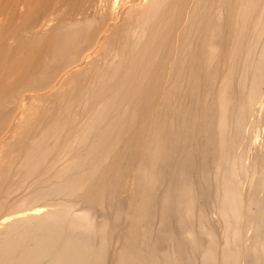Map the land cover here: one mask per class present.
<instances>
[{"label": "bare ground", "instance_id": "obj_1", "mask_svg": "<svg viewBox=\"0 0 264 264\" xmlns=\"http://www.w3.org/2000/svg\"><path fill=\"white\" fill-rule=\"evenodd\" d=\"M228 14L231 16L229 15L228 19L225 20V28H222V21ZM252 19L253 23L250 24L249 21ZM247 27H250L249 37L246 36L247 33H244ZM224 36L227 37L228 43L224 48H221L223 46L220 47L217 41ZM120 39H123V43L118 42L120 46L116 43L117 45L111 50L110 47ZM193 44L195 47L197 45V47L204 49L203 57L199 61H195ZM199 53L201 54V52ZM241 55H244V58ZM240 57L243 60H240L239 68L238 60ZM183 70L186 72H184V76L187 77V81L192 80L193 75L196 77V73L201 72L204 74L201 86L215 88L212 92L210 91L208 103L205 101L206 105L204 106L207 107L208 104L209 110L207 109L208 111L196 122L198 124V136L203 139L201 142L204 141L205 146L204 149L201 146V154H196L197 160L201 164L198 173L200 181H194L197 183L206 181V169L208 168L204 164L211 160L215 168L213 171L216 170L215 172H217H214L217 178L213 175L216 180L212 182L215 183L216 181L214 186L215 203L218 202L216 211L222 226L221 236L223 240L221 242L223 241V245L216 248L217 246L215 247L213 241L203 248V245L199 244L200 248L202 247L200 264H239L241 258L238 251L240 250L236 249H239L238 236L241 235L238 233H242L239 230L243 227L241 220L243 212H245L242 210L245 205L244 187L247 186L249 192L260 181L264 188V153L259 158L257 146L258 155L256 157L258 159L253 157V160L252 157H247L252 151L251 147V151H249L241 145L242 139L245 138L242 133V129L245 128L243 124L247 121L248 125V120L254 112L255 114L258 112L259 116L262 117L260 120L256 117V120L258 127L264 130V89H261L264 88L262 87L264 85V77H262L264 76V0H0V177L6 173L8 175L10 172L7 168L11 165V155L13 154L15 156L23 154V159L19 155L22 160H19L21 161V169H18H20V173L21 171L23 173L20 176L28 179L40 172L41 164L46 162L44 160L58 146L76 147L81 150L85 148V150L83 149L85 155L82 152L83 155L76 156L77 159L79 158L78 161L74 156L76 160L72 158V160L74 159L73 162L70 159V163L63 164L60 169H57L60 170L59 174H57V170L54 172L58 176L57 178L53 176V181L56 179L57 181L51 187L54 190L57 188L59 195L70 194L78 197L82 193L84 197L82 195L81 200L86 202L88 199L93 201L91 202L93 204L94 201L98 202L107 194L105 192L107 184L108 188L113 187L110 183L112 180L100 185V181L106 176L108 177L109 165L107 164L108 167H106V163L110 160L108 154L114 151L118 139L121 141L123 130L135 123L133 121L136 118V113L138 114L136 108L140 107L138 104L143 105L140 103H147L154 99L157 104H154L156 107L152 105L153 109L148 111L151 119L148 125V133L141 137V145L144 151L136 162V183H134L137 184V190L133 188L134 191L136 190V194L133 193L135 197L132 195L133 199L129 203L126 202L130 209L126 208L127 211L123 212L125 215L123 219L125 221L127 219L128 224H126L128 226H126L127 228L124 227L126 232L121 242L119 241L114 264H184V261L186 264L187 260L181 258H176L178 259L177 262L175 255L178 257V253L183 254L181 251L187 250L182 249V241H184L183 246L186 243L191 244L194 242L192 241L194 234L188 231L187 233L183 232L184 234L182 233L181 236H184L185 239L182 240L181 238V244L177 246L178 248L175 247L176 250L169 243L170 240L168 243L175 250V253L173 251L168 253L166 250V252H162V256H157L160 259H154L155 256L147 253L150 249L149 243L148 245L146 242L144 243L145 238H140L142 233L140 232L139 235L141 230H138V227L142 225V220L147 218L151 201L154 202V187H157L155 185L164 183L165 180H162L161 183V179H167L166 175H163V171L166 172L168 166L166 162L171 160H177L181 166H179L180 169H176L177 172H174L176 174H170L172 179L168 178L171 179L170 183H172H169L168 188L170 190L167 188L168 190L160 196L159 226L166 222L171 213L177 215L178 224H176L179 230L190 227L192 219H194L193 207L195 206H193L192 199L196 193L197 183L192 179H190L191 183H185L187 172L191 168V163L187 164V160L191 156L187 153L191 152L189 150L191 147H189L188 152L182 149L184 152L181 154L180 145L183 141L181 139L180 145L178 142L180 135L184 134V130L189 128L191 122L188 124L187 117L189 116L186 117V113L181 112L180 106L178 107L180 111L178 109L163 111L160 109L162 105L159 104L163 100L167 101L168 99L169 101L173 97V85L170 82L177 81L176 78ZM236 71L241 74L238 80H235L237 82L235 85L233 84V76L236 75ZM193 81L196 80H192L190 84H193ZM168 82L172 87H169ZM177 82L179 83V81ZM194 84L192 87L195 89L201 83L199 85L196 83L197 86L195 84V87ZM184 87L185 89L188 88ZM174 90L177 89L174 88ZM259 90L261 91L260 96ZM185 91L189 92V90ZM190 92L192 94L193 91ZM194 93L196 92L194 91L193 95H195ZM205 93L208 94L209 92L206 90ZM186 94L188 93L186 92ZM186 94L184 92V95ZM207 94L204 98L207 97ZM189 95L188 98L186 97L187 99H189ZM119 104H127L126 107H131L130 109L128 107L129 111L137 105L134 112L131 110L133 117L128 112L132 120L131 117H129L130 121L127 120L126 111L128 109H120L122 106L119 107ZM79 105L83 109L84 107L89 108L84 119L82 116L85 114L82 115V112L78 111ZM251 112L253 113L251 114ZM109 113H115V115L111 117ZM79 115L81 116L80 120L81 118L83 120L80 124L83 126L79 128L81 126L79 124L80 126H77L78 131L77 127L73 126L77 120L75 122L73 120L77 119ZM246 115L247 118L249 116L248 120L245 119ZM108 116L114 117L112 122L109 121L111 119L107 118ZM106 118L110 122V126L106 120L104 122L106 123V130H104L105 126L102 125L103 132H101L102 129L101 131L98 129V133L96 130L94 131V128L99 127L100 123L103 124L102 121ZM190 119L193 118L190 117ZM174 120H177V125L176 122L174 125ZM251 120L253 122V118ZM32 125L41 127L40 131H33V133L35 132L34 135L36 134L35 137L30 132L31 129H34ZM251 126H254L253 123ZM25 130L27 131L26 136L23 135ZM244 130L246 131V128ZM29 132L33 139L29 136ZM185 135L187 134L185 133ZM189 135L188 137L193 136V134ZM242 135L243 137H241ZM22 137L27 138L23 140ZM124 141L126 140L124 139L122 143ZM136 141L134 142L136 143ZM24 142H27V146L25 145L26 148L23 147L22 149ZM130 142L128 141V143ZM178 146L179 151H177L181 154L180 156L176 154ZM241 146L246 152L240 150ZM73 150L75 151V149ZM81 150L79 151L81 152ZM119 157L121 156L119 155ZM195 159L192 160L193 168L195 167L194 164L196 165ZM9 163L10 165H8ZM74 163L76 164L72 165ZM171 167L173 166L171 165ZM40 173L42 175L43 171ZM65 176L67 177L65 178ZM47 179L45 180L48 181ZM50 179L52 180L49 178V181ZM42 182L45 183V181ZM86 188H88L87 190L90 189L87 194L84 193ZM44 192L46 194L48 190ZM54 192L58 195L56 191ZM34 195L33 199H30L31 201L26 199L27 201L19 202L14 210L20 207L25 208L28 202L35 205L41 202L38 200L35 203L37 199H34ZM262 195L264 196V194ZM37 196L36 198L40 197ZM256 196L258 195L256 194ZM251 197H253L252 194ZM120 200L122 201V199ZM259 201L260 208L257 207L259 208V216L264 218V200L261 201L260 197ZM97 202L96 204H98ZM30 203L28 204L31 210L32 206L30 205L33 204ZM26 206L28 208V205ZM95 206L97 207V205ZM72 207L63 208L65 210L62 209V214H60V210L44 211L43 209L40 211L38 208V210L30 212L27 209L29 213L26 211L27 213L16 215L12 220L0 221V233L6 234L0 247V264H9L11 261L10 251L14 253L12 250L15 246H25L24 249L20 247L23 252L20 250L18 257L12 256L14 259L16 258L15 263L18 262L19 264H107L103 258L102 244L98 246L99 248L97 246L95 248V244L92 245L91 242L93 241L90 240L91 235L97 234V232L94 233L96 231L95 219L86 208V212H84L85 210L78 212V209L76 213ZM246 207L250 210L249 206ZM18 210L21 212L20 209ZM121 215L119 216L121 217ZM195 217H197L200 232L204 234L206 231L202 229V223L205 220L203 213L198 212ZM107 225L109 223H104L102 228L98 230H101L98 233L101 238L107 232ZM260 225H263V227L260 226L263 229L264 221ZM241 231L245 232L246 229ZM262 231L264 232V230ZM1 235L0 237H2ZM161 235L163 236L162 233ZM259 237L255 241L253 237L252 241L257 242L255 247L257 245L259 249L260 246V253H264V236ZM29 243H32L31 247L28 246ZM154 243L156 244V242ZM235 245L237 246L236 249L234 248ZM191 246H194V243ZM172 248L170 249L172 250Z\"/></svg>", "mask_w": 264, "mask_h": 264}, {"label": "rangeland", "instance_id": "obj_2", "mask_svg": "<svg viewBox=\"0 0 264 264\" xmlns=\"http://www.w3.org/2000/svg\"><path fill=\"white\" fill-rule=\"evenodd\" d=\"M182 14V13H181ZM229 15L231 16V14H228V15H226V17H224L225 19L222 21L223 22V26H222V28H225L224 26H225V20L226 19H228V17H229ZM230 20V19H229ZM250 22V24H252L253 23V19L252 20H250L249 21ZM248 29V30H247ZM246 32H244L245 34H246V36L247 37H249V32H250V27H247L246 29ZM223 40V42H222V40ZM221 40V41H220ZM220 40H218L217 42L220 44V47L221 46H223V47H221V48H224V46L228 43V39H227V37L226 36H224L223 38L221 37L220 38ZM225 40H227V41H225ZM123 41V39H120V41L119 40H117L116 42H115V45L113 46H111L110 48H111V50H112V48L113 47H115L117 44L116 43H123L122 42ZM220 41V42H219ZM226 42V43H225ZM118 43V44H119ZM217 43V44H218ZM222 44V45H221ZM118 46H120V44L118 45ZM193 46H194V44H193ZM195 47V46H194ZM194 47H192L194 50H193V54L196 56L195 58H196V60L195 61H199V60H201L202 59V55H203V53H204V49L203 48H199V47H197V45H196V47L194 48ZM219 47V46H218ZM197 51H196V50ZM201 49V50H200ZM110 50V49H109ZM111 50L109 51L110 53H111ZM167 50H168V46H167ZM166 50V51H167ZM203 50V51H202ZM109 52H108V54H109ZM195 52V53H194ZM199 52H201V54L199 53ZM196 53H198V54H196ZM255 53V52H254ZM244 54V53H243ZM252 55H254L253 53H252ZM199 56H201V57H199ZM200 59H199V58ZM241 57H243L244 58V55H241ZM241 57L239 58V60H238V67L240 66V63H241V61L243 60H241ZM251 57H253V56H251ZM241 60V61H240ZM237 62V61H236ZM237 64V63H236ZM240 68V67H239ZM239 69H237V71H238ZM237 71H236V78H235V76H233L232 78H233V84H235L236 85V81L238 80V78H239V75L241 74V73H237ZM183 72V73H182ZM181 72V74L180 75H178V77H179V79H182L183 78V76L185 75V71L183 70ZM185 72V73H184ZM239 72V71H238ZM241 72V71H240ZM183 75V76H182ZM202 77H201V76ZM238 75V76H237ZM178 77L176 78L177 79V81H179V83L175 80L174 82H175V84H174V82H170V84H172L173 85V87H172V85H169V82H168V85H169V87H172L173 88V91H174V94L172 95L173 97H171L170 99H169V101H168V99H167V101L165 100H163L162 102H160L159 103V101H158V103L159 104H161L162 106H160V109L161 110H163V111H165V110H170V109H180L181 108V112L183 111V113H186V117H187V115L189 116V117H187V121H188V124H190V122H191V124L188 126L189 128H185L186 130H184L183 132H184V134H182V135H180V137H179V145H180V143L183 141V143H181L182 145H180V153L182 152H184V151H186V152H188V149H189V147H191V149H189V150H191V152L190 153H187V155H190L191 154V156L188 158V160H187V164L190 162L191 163V168H189L190 170H191V173H190V170H188L189 172H187V177H186V179H185V183L186 184H189V182L191 183L192 181H194V180H199L200 181V177H198L199 175H198V173H199V166L201 165V164H199V162H198V160H197V155L198 154H201L202 152H201V150L200 149H202V147H203V149H204V146H205V142L204 141H202L201 142V140H203L200 136H198V133H197V130H198V127H197V125L198 124H196V122H197V119H200L201 117H202V115L204 114V113H206V111H208L209 110V108H208V104H207V107L206 106H204V105H206V103H208V101H209V97L208 96H210L211 95V92H212V90L213 89H215V88H213V89H211L212 88V86H209V88L208 87H204V86H201L202 85V81L204 80L203 79V77H204V74L202 73L201 74V72L199 73L198 72V74L196 73V77L193 75V78H192V80H196V81H193V84H194V82H195V84L196 83H198V85L199 86H197V84H196V86L197 87H195V84H194V87H195V89L192 87V85L193 84H190V83H192V80H189V81H187V77H185L184 76V78L182 79V80H179L178 79ZM198 77V78H197ZM262 77H264V76H262ZM264 79V78H263ZM198 80H200V81H198ZM236 80V81H235ZM185 81H186V83H185ZM188 82V83H187ZM157 84V83H156ZM188 84V85H187ZM190 84V85H189ZM166 85V84H165ZM167 86V85H166ZM175 86V87H174ZM184 86H186V87H188L189 88V86H191L190 87V89L194 92H196V93H194L196 96H198V97H196L195 95H193V92H192V94H190L191 92V90L190 89H188V88H186L185 89V87ZM262 86V85H261ZM154 87H156V86H154ZM204 87V88H203ZM262 87H264V85L262 86ZM174 88H176L177 90H174ZM193 88V89H192ZM198 88H200V89H198ZM204 89V90H203ZM210 89V90H209ZM261 89H264V88H261ZM181 90V91H180ZM185 90H189V92L188 91H185ZM208 91L209 93L207 94V93H205V91ZM175 91H177L176 93H179V94H176L175 93ZM198 91H200V92H198ZM203 91V92H202ZM211 91V92H210ZM260 91V90H259ZM184 92H185V94H186V92L188 93V94H186V95H184ZM203 93V94H202ZM260 93H261V91L259 92V96H260ZM191 96H190V95ZM205 94H207L206 96L208 97V99H207V97L206 98H204L205 97ZM188 95H189V99H187L188 98ZM262 95V94H261ZM263 95H264V93H263ZM179 98H178V97ZM193 96H194V98H193ZM257 96H258V93H257ZM187 97V98H186ZM173 98V99H172ZM200 100H199V99ZM204 98V99H203ZM238 98H240V97H238ZM184 99V100H183ZM186 99V100H185ZM197 99V100H196ZM152 100V99H151ZM148 101V102H150L149 104H148V102L146 103H140V104H143V105H139L138 104V106H140V107H137L136 109V112H138V114L136 113V115H135V117L137 118L138 117V119H136V118H134V121L133 122H135V123H132V126L131 127H127V128H125L124 130H123V134L121 133V135H123V136H121V141L118 139V143H117V145H116V147H115V149H113L114 151H112V153L111 154H108L109 155V158H110V163H106V167H108V165H109V167H108V169H109V172H108V177L106 176L102 181H100V185H101V183L104 185V183H109L110 182V180H112V182H110V183H112V185H113V187L110 189V188H108V184H107V187H106V185H105V187H106V190H105V188H104V190H105V192H107V194L104 196V198L103 199H101V200H99L97 203L98 204H96V202L94 201V204L93 203H91V202H93V201H89L87 198H85V199H87V201L85 202V200H81L82 199V193L81 194H79L78 195V197H77V195H70V194H68V195H65L64 194V196L61 194V195H59L60 193H58L57 192V188H55V190H54V188L53 187H51V186H54L55 185V182L57 181V179H56V181H53L54 180V178H57V174H59V171L60 170H57L58 168L60 169V167H61V165H63V164H65L66 165V163H70L69 161H70V159H71V161L73 162V160L76 158L77 159V157H79V156H81L80 154H82V152L84 153V155H85V148H82V150L81 149H79V148H76V147H74V148H67V147H65V146H63V145H60V146H58L56 149H54L53 150V152L51 153V154H49L48 155V157L46 158V160H44V161H46L45 163L43 162V164H41L42 166H41V168H40V172H42L43 171V174H45V175H41V173L40 172H38V174H35L34 175V177L32 176V177H29L28 179L27 178H24V176L22 177V176H20V175H23V173H22V171H21V173H20V169H21V161H19V160H22L23 159V154H19V153H17V154H19L21 157H22V159H21V157L19 156H15L14 154L13 155H11V159H10V157H9V161H10V163H11V165H10V163L8 164V165H10L7 169L10 171L9 173H8V175H7V173L6 174H4V175H7V176H4V175H2L1 177H0V221L2 222L3 220L5 221V220H12L13 219V217L15 218L16 217V215L18 216V215H21V214H24V213H27L26 211H35V210H38V208H40L39 210L40 211H43V209H44V211L46 210V211H54V210H57V211H59L60 210V214H62V209L63 208H65L66 209V207H68L69 208V206L70 207H72V209H74V210H76V213H77V210H78V212H81L82 210H85V208H86V210L88 211V212H90L91 213V215H92V217L96 220V222H95V220H94V225L96 226L95 227V230L96 231H94V233L96 234V232H97V234L98 233H100V231H98L99 230V228L101 229L102 228V225L104 224V223H109V225H107L108 226V228H107V232L105 233V235H103L104 236V238H103V236H102V238L100 237V235L98 236L97 234L96 235H91L92 237H90V240L91 241H93V242H91L92 243V245H94L95 244V248H96V246L98 247V246H100V244H102V246H103V250H102V252L104 253V256H103V258L105 259V261H106V263L107 264H114L115 263V261H116V255L117 254H115V252L117 251V249H118V247H119V244H120V242H121V240H122V237L125 235V228H127L126 226H128L127 224V219H126V221H125V219H123L124 218V211H127L126 210V208L127 209H130L129 208V206H128V204L127 203H129V201H131L133 198H132V195H134L133 193H135L136 194V190H137V184L135 185V183H136V179H135V172H136V167H137V165H136V162H138V160L137 159H139L140 158V156H141V154H143V152L142 151H144L143 149L144 148H142V145H141V142H142V138L141 137H143L146 133H148V125H149V123H150V117H149V113H148V111H151V109H153V107H156L155 105L157 104V101H155L154 99H153V101ZM176 100V101H175ZM180 100V101H179ZM193 100H194V102H193ZM179 101V102H178ZM189 101V102H188ZM195 101H197V102H195ZM199 101V102H198ZM205 101H206V103H205ZM154 102V103H153ZM170 104H169V103ZM187 102H188V104H189V106H188V104H187ZM152 103V104H151ZM163 103V104H162ZM168 103V104H167ZM174 103V104H173ZM177 105H176V104ZM197 103V104H196ZM145 104V105H144ZM148 104V105H147ZM155 104V105H154ZM166 104L167 105H169L168 107L166 106ZM185 106H184V105ZM125 105V106H124ZM124 105H121V104H119V107L120 106H124V108H120V109H123V110H126V109H128V107H126V105L127 104H124ZM152 105H153V107H152ZM200 105V106H199ZM80 106V105H79ZM78 106V111L79 112H82V115L83 114H85V115H81L82 116V118L84 119V117L87 115V111L89 110V108L88 107H84V109H83V107H79ZM137 106V105H136ZM135 106V107H136ZM151 106V107H150ZM171 106H173V107H171ZM176 106V107H175ZM180 106V108H178ZM186 106H188V107H186ZM196 106V107H195ZM203 106V107H202ZM135 107L134 108H132L131 110H133V112L135 111L134 109H135ZM86 108V109H85ZM131 107H129V109H130ZM143 108V109H142ZM255 109H256V107H254ZM88 109V110H87ZM129 109L126 111V116H128L127 117V120H129V117H133V112L130 110L129 111ZM140 109H142V110H140ZM184 109V110H183ZM187 111H186V110ZM208 109V110H207ZM191 110V111H190ZM254 110V109H253ZM140 111V112H139ZM180 111V110H179ZM204 111V112H203ZM252 111V110H251ZM128 112H130V114H131V116H130V114L128 113ZM143 112V113H142ZM188 112V113H187ZM190 112V113H189ZM257 112V111H256ZM141 113H142V115H141ZM202 113V114H201ZM253 112H251V114H252ZM110 114V116L112 117V116H114L115 115V113H109ZM112 114V115H111ZM140 114V115H139ZM149 114V115H148ZM249 114V113H248ZM78 116L77 117V119H75V120H73V122H75L76 120L78 121V120H80V117L81 116ZM139 115V116H138ZM255 115V116H254ZM110 116H108L107 118H109V119H111V120H109V121H111L112 122V119L114 118H111ZM125 116V115H124ZM249 116H250V114H249ZM249 116H248V118H249ZM132 117L130 118L131 120H132ZM190 117L191 118H193V119H190ZM255 117V118H254ZM256 117L260 120L262 117H260L259 116V113L257 112L256 114H255V112H254V114L252 115V117L250 116V119L248 120V118H247V115H246V117H245V119H247L249 122H248V125H247V121H246V123L245 124H243V125H245V128H246V131L244 130V129H242L243 131H242V133L245 135L244 137L245 138H243L242 139V141H241V145H243L244 146V149L245 150H249V151H251L250 152V155H248L247 157H254L255 159H258V157L260 158L261 157V155L264 153V130L261 128V127H258V121L256 120ZM82 118H81V120L80 121H76V123H73V124H75V125H73V126H75V128L77 127V126H80L79 128H81L82 126H83V124H80V122L82 123L83 122V120H82ZM104 119V121H102L103 122V124L102 123H100V128L99 127H95L94 128V131L96 130V132L98 131V129H99V131H101V129H102V131L101 132H103V129L104 128H102V125H103V127L105 126V129L104 130H106V123L107 122H109L108 121V119ZM251 118H253V122H252V120H251ZM135 119H136V121H135ZM149 119V120H148ZM189 119H190V121H189ZM107 120V121H106ZM106 121V123H104ZM130 121V120H129ZM194 121V122H193ZM256 121H257V123H256ZM175 122H176V125H177V120L175 121L174 120V125H175ZM245 122V121H244ZM250 122H252L253 123V125L254 126H251L252 125V123H250ZM254 122H255V124H254ZM78 123V125H76ZM195 123V125H192V124H194ZM250 123V124H249ZM80 124V125H79ZM109 124V126H110V122L108 123ZM134 124V125H133ZM187 124V125H188ZM257 125V126H256ZM33 126V125H32ZM31 126V127H32ZM256 126V127H255ZM40 127V126H39ZM38 126H33L32 128H34L33 130L31 129L30 130V132L33 134H31L30 132V134H29V136H33V137H35L36 136V134L34 135V133H33V131H36L37 132V130L38 131H40L39 129H41V127L39 128ZM147 127V128H146ZM187 127V126H186ZM192 127V128H191ZM79 128L77 127L76 129L79 131ZM97 128V129H96ZM252 128V129H251ZM77 130H74V131H77ZM126 130V131H125ZM188 130V131H187ZM193 130V131H192ZM253 130V131H252ZM145 131V132H144ZM187 131V132H186ZM195 131V132H194ZM251 131V132H250ZM26 130H25V133L23 134V135H27L26 134ZM95 132V133H96ZM142 132V133H141ZM143 132H144V134H143ZM182 132V133H183ZM98 133V132H97ZM96 133V134H97ZM100 133V132H99ZM135 133V134H134ZM138 133V134H137ZM185 133L187 134V135H185ZM193 134V136L191 135V134ZM195 133V134H194ZM196 133H197V135H196ZM38 134V133H37ZM192 136H190V135ZM139 135V136H138ZM188 135L190 136V137H188ZM194 135H196V136H194ZM31 136V138L33 139V137ZM135 136H136V138H135ZM181 136H183L184 137V139H183V137H181ZM250 136V137H249ZM252 136V137H251ZM70 138H71V136H69ZM124 137V138H123ZM138 137H140L141 139H139ZM187 137H188V139H187ZM200 137V138H199ZM241 137H243V135L241 136ZM249 137V138H248ZM23 138V140H26V138H24V137H22ZM131 138V139H130ZM135 138V139H134ZM193 140H192V139ZM126 140V141H124V143H122L123 142V140ZM130 139V140H129ZM138 139V140H137ZM181 139H182V141H181ZM196 139H197V141H196ZM249 139V140H248ZM133 140V141H132ZM137 140V141H136ZM188 140V141H187ZM192 140V141H191ZM195 140V141H194ZM128 141L130 142V143H128ZM134 141H136V143L134 142ZM140 141V142H139ZM184 141H185V143H186V145H185V143H184ZM121 142V143H120ZM126 142V143H125ZM137 142H138V146H137ZM196 142V143H195ZM199 142V143H198ZM248 142H250L249 144H248ZM26 143V144H25ZM132 143V144H131ZM244 143H245V145H244ZM123 144V145H122ZM127 145V146H125V145ZM128 144H129V146H128ZM192 144H193V146H192ZM201 144V145H200ZM27 146V142H24V144H23V146H22V149H23V147L24 148H26V146ZM131 145V146H130ZM134 145V146H133ZM249 145V146H248ZM256 147H254V146ZM125 146V147H124ZM141 146V147H140ZM181 146H182V148H181ZM202 146V147H201ZM243 146H241L240 148V150H243ZM253 146V147H252ZM257 146H258V150H259V155L257 154V151H256V149H257ZM184 147V148H183ZM196 147V148H195ZM199 147V148H198ZM250 147H251V150H250ZM195 150H194V149ZM247 148V149H246ZM249 148V149H248ZM73 149H75V151L73 150ZM117 149V150H116ZM142 149V150H141ZM179 149V146H178V148L176 149V154L178 155V156H180L181 154L180 153H178V150ZM182 149H184V151L182 150ZM79 150H81V152L79 151ZM119 150V151H118ZM178 150V151H177ZM199 150V151H198ZM253 150H255V151H253ZM77 151H79V152H77ZM198 151V152H197ZM244 151V150H243ZM248 151V152H249ZM244 152H246V151H244ZM118 153V154H117ZM121 153V154H120ZM137 153V154H136ZM16 154V155H17ZM114 154V155H113ZM136 154V155H135ZM197 154V155H196ZM255 154V155H254ZM83 155V154H82ZM119 155L121 156V157H119ZM258 155V157H256ZM74 156H75V158H74ZM77 156V157H76ZM12 157H14V158H12ZM18 157V158H17ZM117 157V159H115ZM136 157V158H135ZM72 158H74L73 160H72ZM81 158V157H80ZM114 158V159H113ZM122 158V159H121ZM133 158V159H132ZM196 158V159H195ZM252 158H250L251 159V161H252ZM254 158H253V160H254ZM75 159V160H76ZM113 159V160H112ZM196 160V162H194V163H196V165L194 164V168H193V166H192V163H193V161L192 160ZM79 160V158L76 160V161H78ZM125 160V161H124ZM123 161V162H122ZM134 161V162H133ZM172 161V160H171ZM168 161V162H166L167 163V170H169V171H167L166 170V168H164V166H163V168L166 170V172L165 171H163L164 173H163V175L167 178V179H164L163 178V175H162V178L163 179H161L160 181H161V183L163 182L162 180H165L164 181V183H162V184H158V185H155V186H157V187H154V189H155V198L153 199V201L155 202V203H157V204H155L154 202H152L151 201V203H150V205L152 206V209H150L151 208V206H149L150 208H149V212H150V214H149V212H148V215H147V218H144L143 220H142V225H140L139 227H138V230L140 229L141 231H139V235L141 234V237L140 238H145V241H144V239H142L143 241H144V243L146 242L147 244L146 245H148V243H149V245H150V249L147 251V253H150V255H152V256H155L154 257V259L155 258H158V259H160V257H157V256H162V252H166V250H167V252L168 253H172V251H173V253H175L174 251L176 250L175 249V247L176 248H178L177 246H179V244H181V241L182 240H184L185 238H184V236H181V235H183L184 233H187V231L188 232H190V233H192V234H194V236H193V240L192 241H194V242H192V243H194V246H191V244L190 243H186L185 244V246H183V244H184V241H182V249H184V250H188L189 248H190V246H191V251H190V249L187 251H181L183 254H181V253H178L179 254V256L178 257H176V255H175V260H177V262H178V259H176V258H181V259H184V260H187L186 261V264L188 263V262H190V263H188V264H200V250H201V248H200V246H199V244L202 246L203 245V248H205L204 246L205 245H207L208 243H210V242H213L214 241V245H215V247L216 248H218V246H222L223 245V241L221 242V240H223V237L221 236L222 235V226H221V222H219V220H218V217H217V211H216V208H217V203L218 202H216L215 203V199H216V194H215V183H216V181H215V183L214 182H212L213 180H216V178H217V176H216V174H214V172L216 171H213L215 168L213 167V165H212V162H211V160H208V162H206V164H204V166H206V168H208V169H206L207 170V179H205L206 181H204V183H201V182H196V181H194L195 183H197V188H196V193H195V195H193V206H195V207H193L194 209H193V218L194 219H192V224L190 225V227L188 226L186 229L185 228H183V229H181V230H179V228L177 227V224H178V218H177V215L176 214H173L172 215V213H171V216H169L168 218H167V220H166V222L165 223H163L162 225H160L159 226V212H158V209H159V203H160V201H159V199H160V196H162V193L164 192V191H167L169 188V183H170V180L172 179L171 177H172V175L173 174H176V173H174V172H177V170L176 169H180V167L179 166H181L178 162H177V160H175V161ZM192 161V162H191ZM211 163H210V162ZM112 162V163H111ZM119 162V163H118ZM170 162V163H169ZM175 162V163H174ZM114 163H116V164H114ZM122 163V164H121ZM127 163V164H126ZM174 163V164H173ZM20 164V165H19ZM76 163H74V164H72V165H75ZM108 164V165H107ZM121 164V165H120ZM178 164V165H177ZM124 167H123V166ZM129 165V166H128ZM133 165V166H132ZM165 165V164H164ZM171 165L173 166V167H171ZM176 165H177V167H176ZM203 165V164H202ZM126 166V167H125ZM203 166V167H204ZM43 167H45L44 169H43ZM117 167H119L118 169H117ZM120 167H122V168H120ZM129 167V168H128ZM168 167H169V169H168ZM201 167V166H200ZM18 168H20V169H18ZM85 168V167H84ZM114 170H113V169ZM128 168V169H127ZM173 168V169H172ZM131 169V170H130ZM163 169V170H164ZM194 169V170H193ZM58 172H57V171ZM112 171V172H111ZM212 171V172H211ZM249 171V170H248ZM45 172V173H44ZM47 172V173H46ZM54 172H57V174L56 173H54ZM122 172H124V173H122ZM129 172V173H128ZM167 172H169L168 174H167ZM247 172V171H246ZM40 173V174H39ZM115 173V174H114ZM173 173V174H172ZM215 173H217V172H215ZM19 174V175H18ZM50 174V175H49ZM54 174V175H53ZM69 175H70V173H68ZM110 174V175H109ZM170 174H172V175H170ZM40 175V176H39ZM48 175H49V178H52V180L50 179V181H49V178H48ZM69 175H67V176H69ZM117 175V176H116ZM168 175V176H167ZM213 175H215L216 176V178H215V176L213 177ZM52 176V177H51ZM53 176H54V178H53ZM56 176V177H55ZM67 176H65V178L67 177ZM71 176V175H70ZM70 176H69V178H70ZM110 176V177H109ZM112 176V177H111ZM114 176H115V180H114ZM5 177V178H4ZM20 177H21V179H20ZM171 178V179H168V178ZM48 178V179H47ZM108 178V179H107ZM113 178V179H112ZM118 178V179H117ZM213 178V179H212ZM215 178V179H214ZM23 179V180H22ZM25 179V180H24ZM45 179H47L48 181H46ZM188 179V180H187ZM190 179H192V181L190 180ZM105 180H106V182H105ZM187 180V181H186ZM42 181H45V183H43ZM107 181H109V182H107ZM114 182V183H113ZM135 182V183H134ZM172 182V181H171ZM188 182V183H187ZM256 183V182H255ZM258 183V182H257ZM261 182L259 181V184L256 186V185H254L253 186V188L251 189V190H249V192H248V190H247V186L246 187H244V191H243V196H244V206H243V211H245V212H243V218H242V220H241V223H242V229H240L239 230V232H242L241 234H239L238 233V235H241V236H238L239 238H243L242 240L241 239H239L238 237V247H239V249H236V245L234 246V248L236 249V250H240V251H236V253H238L239 254V256H240V258H241V260H240V263L239 264H263L264 263V253H260L261 251L259 250L260 249V246H259V249L257 248L258 246L256 245V247H255V244H257V242H254L255 241V239L257 238V237H259V238H262V236H264V232L262 231V230H264V228L262 229L261 227H263V225H260V224H263V221H264V218L263 217H261V216H259V208H260V205H259V200H260V197H261V201H263L264 199V196L262 195V194H264L263 192H264V188H263V185L262 184H260ZM47 184V185H46ZM51 184V185H50ZM53 184V185H52ZM170 184H172V183H170ZM199 184V185H198ZM44 185H45V187H44ZM103 185H102V187H103ZM248 185V184H247ZM261 185H262V187H261ZM42 186V187H41ZM51 188H50V187ZM136 186V187H135ZM249 186V185H248ZM260 188H259V187ZM43 187H44V189H43ZM56 187V186H55ZM47 188H49V189H51L50 191H49V189H47ZM133 188H135L136 190L134 191V189ZM168 188V189H167ZM245 188H246V190H245ZM42 189V190H41ZM53 189V190H52ZM88 188H86V190L84 191V189L82 190V192L84 191V193L86 192V194H87V192H89L90 191V189L89 190H87ZM125 189V190H124ZM36 191V193H35V191ZM46 191L47 192V190H48V194L46 195V194H44L45 192L44 191ZM158 190V191H157ZM170 190V189H169ZM33 191V192H32ZM38 191V192H37ZM52 191V192H51ZM54 191H56V193L58 194V195H56L55 194V192ZM254 191H256V192H254ZM40 192V193H39ZM49 192H51V193H49ZM261 192V193H260ZM52 193H53V195H52ZM156 193H158V194H156ZM248 193V194H247ZM253 193H255V194H253ZM30 194V195H29ZM35 194V195H34ZM41 194V195H40ZM51 194V195H50ZM55 194V195H54ZM86 194H85V196H86ZM249 195V196H247V195ZM251 194L253 195V197H251ZM256 194L258 195V196H256ZM27 195H28V197H29V199H28V197H27ZM33 195H34V199L36 200L35 201V203H37V201L39 200H41V202H39V203H41V204H43V205H41V204H39V203H37L36 205L35 204H33V203H30V202H28V203H30V204H33V205H30V206H32L31 207V210L29 209L30 207H29V204L27 203L26 205H28V208H27V206L25 205V208H24V211L22 212V210H23V208L22 207H20V208H16L17 210H14L15 209V207H17V205L19 204V202L21 203L22 201H31L30 199H33ZM42 196L41 198L39 197V198H36V196ZM47 197H46V196ZM37 196V197H38ZM68 196V197H67ZM72 196V197H71ZM123 196V197H122ZM154 196V195H153ZM246 196H247V198H246ZM26 197V198H25ZM32 197V198H31ZM83 197H84V195H83ZM129 197V198H128ZM133 197H135V195L133 196ZM195 197V198H194ZM257 197V198H256ZM158 198V199H157ZM27 199V200H26ZM44 199H46V200H44ZM84 199V198H83ZM120 199H122V201L120 200ZM124 199V200H123ZM126 199V200H125ZM157 199V200H156ZM246 199V200H245ZM250 199V200H249ZM252 199V200H251ZM255 199V200H254ZM257 199H259L258 201H257ZM20 200V201H19ZM18 201V202H17ZM89 201V202H88ZM248 201V202H247ZM252 203H251V202ZM32 202H34V201H32ZM127 202V203H126ZM247 202V203H246ZM257 202H258V204H257ZM88 203V204H87ZM90 203V204H89ZM196 203V204H195ZM249 203H250V205H249ZM119 204V205H118ZM155 204V205H154ZM215 204H216V206H215ZM253 206H252V205ZM58 205V206H57ZM92 205V206H91ZM95 205H97V207L95 206ZM127 205V206H126ZM154 205V206H153ZM259 205V206H258ZM43 206V207H42ZM64 206H66V207H64ZM88 206V207H87ZM92 208H91V207ZM94 206V207H93ZM246 206H249L250 207V210H248V207H246ZM252 206V207H251ZM256 206V207H255ZM13 207V208H12ZM36 207V209H34ZM60 209H59V208ZM75 207V208H74ZM84 207V208H83ZM89 207H90V209H89ZM156 209H155V208ZM257 207H259V208H257ZM12 208V209H11ZM21 208H22V210H21ZM49 208V209H48ZM52 208H54L53 210H52ZM67 208V209H68ZM82 208V209H81ZM18 209H20V211L21 212H19V210ZM26 209V210H25ZM28 209V210H27ZM34 209V210H33ZM42 209V210H41ZM65 209H63V210H65ZM118 209H119V211L121 210L122 211V213H121V211H120V213L122 214H120L119 213V211H118ZM252 209L254 210L253 212H252ZM256 209H257V211H258V213H257V211H256ZM86 210L84 211V212H86ZM15 213H14V212ZM29 211H28V213H29ZM95 211V212H94ZM155 211V212H154ZM248 211V212H247ZM117 213V215H116V213ZM198 212H202L203 213V215H204V217H205V220H204V222L202 223L203 224V226H202V229L204 230V231H206L204 234H202L201 232H200V230H199V226L197 225V217H195V216H197V214H198ZM14 213V214H13ZM93 213V214H92ZM245 213H247L246 215H245ZM248 213H249V216H248ZM252 213V214H251ZM152 214V215H151ZM255 214V215H254ZM119 215H121V217L119 216ZM152 216V217H150V216ZM176 215V216H175ZM251 215V216H250ZM2 216V217H1ZM155 218H154V217ZM7 217H8V219H7ZM117 217H119V218H117ZM260 217V218H259ZM112 218V219H111ZM126 218V217H125ZM158 218V219H157ZM175 218V219H174ZM192 218V217H191ZM251 218V219H250ZM261 218H262V220H261ZM104 219V220H103ZM106 219V220H105ZM111 220V222H110V220ZM194 220V221H193ZM215 220H217V221H215ZM246 220V221H245ZM255 220V221H254ZM104 221V222H103ZM107 221V222H106ZM112 221H113V223H112ZM260 221H262V222H260ZM102 222V223H101ZM158 222V223H157ZM244 222V223H243ZM248 222V223H247ZM255 222V223H254ZM111 223V224H110ZM127 223V224H126ZM177 223V224H176ZM220 225H218V224ZM260 223V224H259ZM99 224V225H98ZM126 224V225H125ZM157 224H158V226H157ZM112 225V226H111ZM241 225V224H240ZM240 225H239V228H240ZM248 225V226H247ZM250 225V226H249ZM253 225V226H252ZM258 225H259V227L261 228V230H260V228L258 227ZM164 227V228H162V227ZM168 226V227H167ZM247 226V227H246ZM256 226V227H255ZM125 227V228H124ZM255 227V228H254ZM97 228V229H96ZM159 228H160V230H159ZM220 228V229H219ZM246 229V231L244 232V231H241V230H244V229ZM157 229V230H156ZM161 229H162V231H161ZM165 230V232H164V230ZM178 229V230H177ZM259 229V230H258ZM109 230V231H108ZM179 231V232H178ZM260 231V232H259ZM141 232V233H140ZM173 232V233H172ZM178 232V233H177ZM184 232V233H183ZM262 232V233H261ZM161 233L163 234V236L161 235ZM169 233V234H168ZM174 233H176V234H174ZM183 233V234H182ZM253 233H255V234H253ZM261 233V234H260ZM2 234V232L0 233V235ZM144 234V235H143ZM167 234V235H166ZM245 234V235H244ZM158 235H159V237H158ZM161 235V236H160ZM165 235V236H164ZM171 235H173V236H171ZM181 237H180V236ZM254 237V241H252L253 240V237ZM2 237H0V247H1V245H2V243H3V240H5L4 238H5V236H6V234L4 235V233L1 235ZM96 236V237H95ZM98 236V237H97ZM106 236V237H105ZM143 236V237H142ZM167 236H168V238H167ZM172 238H171V237ZM243 236V237H242ZM245 236V237H244ZM249 236H250V238H249ZM256 236V237H255ZM94 237V238H93ZM158 237V238H157ZM161 237H162V239H161ZM222 239H221V238ZM156 238V239H155ZM181 238H182V240H181ZM246 238V239H245ZM155 239V241H153ZM176 239V240H175ZM141 240V239H140ZM150 240V241H149ZM157 240V241H156ZM160 240V241H159ZM168 240V241H167ZM171 240V241H170ZM175 240V241H174ZM217 240V241H216ZM248 240V241H247ZM257 240V239H256ZM100 241H102L101 243H99ZM120 241V242H119ZM170 241V242H169ZM174 241V242H173ZM177 241V242H176ZM186 241V240H185ZM241 241V242H240ZM105 242H106V244H105ZM154 242H156V244L154 243ZM171 243V246L175 249H173L171 246H170V244L169 243ZM190 242V241H189ZM216 242V243H215ZM250 242V243H249ZM254 242V243H253ZM174 243V244H173ZM221 243V244H220ZM241 243V246H239V244ZM196 244H197V246H196ZM253 244H254V246H253ZM31 245H32V243H29L28 244V246H30L31 247ZM243 246V247H242ZM20 247H23V249L25 248V246H20ZM19 246H15L14 248H13V250L12 251H14V253H11V251H10V256H11V261H9V264H19L18 262L17 263H15V260H16V258L14 259L12 256H14V257H18L19 256V254H20V252L22 251L21 250V248H20ZM116 247V248H115ZM186 247V248H185ZM195 247V250H197V248H198V250L197 251H199V252H197V251H195V250H193V248ZM246 247V248H245ZM252 247H253V249H252ZM20 248V249H19ZM99 248V247H98ZM97 248V249H98ZM168 248V249H167ZM170 248H172V250L170 249ZM215 248V249H216ZM105 249V250H104ZM252 249V250H251ZM21 250V251H20ZM169 250V251H168ZM245 250V251H244ZM257 252H255V251ZM190 251V252H189ZM192 251H193V254H192ZM243 251V252H242ZM17 252V253H16ZM23 252V251H22ZM185 252V253H184ZM196 252V253H195ZM16 253V254H15ZM19 253V254H18ZM146 253V252H145ZM254 253H256V254H254ZM12 254H14V255H12ZM18 254V255H17ZM190 254H191V257H190ZM242 254V255H241ZM263 254V255H262ZM103 255V254H102ZM149 255V254H148ZM262 255V256H261ZM250 256H251V258H250ZM190 259H189V258ZM259 257V258H258ZM152 258V257H151ZM190 260H188V259ZM255 258H257L256 260H255ZM262 258V259H261ZM111 260V261H110ZM180 260V259H179ZM183 260V261H184ZM245 260V261H244ZM247 260V261H246ZM255 260V261H254ZM251 261V262H250ZM247 262V263H246ZM249 262V263H248ZM184 264H185V261L183 262ZM8 264V263H7ZM182 264V263H181Z\"/></svg>", "mask_w": 264, "mask_h": 264}]
</instances>
